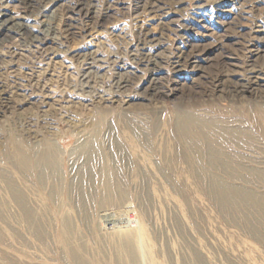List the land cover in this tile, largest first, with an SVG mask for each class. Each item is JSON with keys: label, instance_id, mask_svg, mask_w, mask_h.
<instances>
[{"label": "rangeland", "instance_id": "rangeland-1", "mask_svg": "<svg viewBox=\"0 0 264 264\" xmlns=\"http://www.w3.org/2000/svg\"><path fill=\"white\" fill-rule=\"evenodd\" d=\"M0 28V264H264L214 187L264 200V0H0Z\"/></svg>", "mask_w": 264, "mask_h": 264}, {"label": "bare ground", "instance_id": "bare-ground-1", "mask_svg": "<svg viewBox=\"0 0 264 264\" xmlns=\"http://www.w3.org/2000/svg\"><path fill=\"white\" fill-rule=\"evenodd\" d=\"M235 4V3H234ZM6 21V20H5ZM4 25V24H3ZM18 32L20 36H28L29 29H26L24 27L23 24H19L18 25ZM28 28V27H27ZM33 31V30H32ZM0 33H1V28H0ZM3 34V33H2ZM34 40V39H33ZM159 40V39H158ZM143 45V44H142ZM157 47V46H156ZM139 51V50H138ZM150 66V65H149ZM240 68V67H239ZM125 83V82H124ZM123 83V84H124ZM254 84V86H259L260 85V81L255 79V81L252 83ZM125 85V84H124ZM127 87V86H126ZM253 86H251L252 88ZM217 110V109H216ZM212 114V113H211ZM214 119V118H213ZM216 120V119H215ZM217 121V120H216ZM225 124V123H224ZM261 124V123H260ZM179 127L181 129V132L183 133L182 135H185L187 137H195L196 135H198V131L197 130H201V128H205V129H212V130H219L221 131V134L223 136H227L228 138L230 137H239V136H243L245 137L246 134L248 133L246 130H243L241 128H233V129H228V128H221L219 126H217V124L212 123V122H205L204 120H201L200 118L194 117L192 115H186L183 118H181L180 122H179ZM263 125V124H262ZM239 127V126H238ZM260 129L262 130L261 132L264 134V127ZM218 132V131H217ZM257 132V131H255ZM202 134V132L200 133ZM260 134V133H259ZM250 136V135H249ZM226 137V138H227ZM206 139V138H205ZM254 139V138H253ZM210 140V139H209ZM230 140V139H229ZM242 140V139H241ZM248 140V139H247ZM251 140V139H249ZM234 141V140H233ZM240 142V141H239ZM243 142V141H242ZM213 143V142H212ZM209 144L208 146V159H209V165L213 168V169H222L223 171H226L227 173H236L237 169H239V167L237 165H235V163L233 162L232 158L229 157H222V152L216 149L215 144ZM244 143V142H243ZM217 144V143H216ZM171 152V151H170ZM54 156V155H53ZM170 156V155H169ZM233 157V156H232ZM22 158V157H21ZM235 159V158H234ZM26 161V160H25ZM241 161V160H240ZM56 163V162H55ZM25 164V163H24ZM58 164V163H57ZM240 165V164H239ZM241 167V166H240ZM243 167V166H242ZM241 167V168H242ZM245 167V166H244ZM240 168V169H241ZM239 169V170H240ZM243 169V168H242ZM257 170V169H256ZM251 171V170H250ZM261 171V170H260ZM230 174V175H231ZM259 174V173H258ZM256 176V175H255ZM264 182V181H262ZM214 187H216V192L219 195V199H221V202L223 205L225 206H229L228 203L233 199H240L242 202H245L247 204H250L254 210H258L260 212V214H262L263 219H264V200H260L256 197H253L252 195L242 192V190L236 189L234 187H231L229 185H227L226 183H222V182H215L214 183ZM221 196V197H220ZM260 198V197H259ZM216 202V201H215ZM262 204V205H259ZM231 206V205H230ZM225 208V207H224ZM226 209V208H225ZM30 215V214H29ZM249 217V216H248ZM262 219V220H263ZM228 221V220H227ZM121 222V221H120ZM127 222V221H126ZM238 223V222H237ZM137 251V250H136ZM192 251V250H191ZM73 254V253H72ZM100 262V261H99ZM101 263V262H100Z\"/></svg>", "mask_w": 264, "mask_h": 264}]
</instances>
